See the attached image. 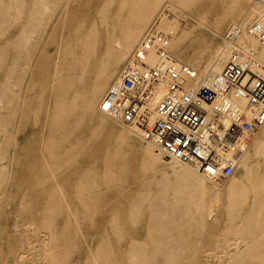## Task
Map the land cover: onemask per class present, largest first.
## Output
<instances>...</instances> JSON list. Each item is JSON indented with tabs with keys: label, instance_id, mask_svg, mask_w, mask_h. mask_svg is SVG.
Instances as JSON below:
<instances>
[{
	"label": "rangeland",
	"instance_id": "374dc122",
	"mask_svg": "<svg viewBox=\"0 0 264 264\" xmlns=\"http://www.w3.org/2000/svg\"><path fill=\"white\" fill-rule=\"evenodd\" d=\"M143 1L70 0L69 14L64 22L58 17L55 20L46 18V26L39 35V47L31 50L27 81L31 80L32 90L25 94V102L13 118L12 127L8 126L5 116L8 111L1 96L5 53H13L12 47L8 50L5 43L12 36L13 40L19 36L21 26L31 18L36 0H18L15 7L0 14V20H5L0 23V264H262L264 261L261 258L263 248L254 242V237H248L247 242L244 238L237 240L236 233L246 234L247 231L237 232L239 228L229 224L223 208L212 213L210 223L201 231L192 225L190 232H181L178 236L183 237V241H161L164 235H158L156 226L150 225L149 201L138 203L135 197L146 190L153 195L161 191L178 201L184 210L189 207L190 219L199 212L196 194L184 188L173 174L172 164L157 162L155 169L143 167L144 147L150 141L141 134L139 137L125 130L126 139L117 149L115 139L124 125L112 118H108L105 127H99L95 115L80 119L74 113L67 120L74 127L72 133L64 137L61 147L49 148L53 141L63 137L46 117L50 98L39 107L38 97L29 94L40 93L42 87L46 89L55 69L59 70L58 76L65 73L61 68L68 51L72 49L80 55L76 26L83 23L87 32L96 23L99 49L81 84L88 89L112 30L111 22L108 26L101 22L100 8L109 4V17L116 16L113 19L115 35L120 36L122 28L134 17ZM168 2L163 1L145 31L161 9L170 4ZM228 2L193 0L190 9L182 12L189 14L170 18L169 24L172 27L174 23L175 34L188 24L197 26V31L207 30L200 20L202 14L207 13L209 20L204 22L209 24L225 14ZM256 4L264 6L263 0H248L246 8ZM165 9L170 12L168 7ZM164 21L163 27L168 26ZM230 22L224 26L222 37ZM216 41L221 44L223 40L217 36ZM169 49L167 47L166 51ZM129 58L130 55L119 70L127 65ZM96 109L99 110V103ZM70 147L76 148L69 154L72 157L55 162L60 155L64 158ZM235 175L240 176L241 169L236 170ZM231 177L223 179L222 185ZM207 181L210 187L216 184ZM249 229L257 233L256 228ZM170 251L173 252L169 254Z\"/></svg>",
	"mask_w": 264,
	"mask_h": 264
},
{
	"label": "bare ground",
	"instance_id": "6f19581e",
	"mask_svg": "<svg viewBox=\"0 0 264 264\" xmlns=\"http://www.w3.org/2000/svg\"><path fill=\"white\" fill-rule=\"evenodd\" d=\"M17 1L0 0V14L5 10L15 7ZM51 1L52 3H50V0H36L34 10L30 14L31 18L26 23H23L19 36L15 40L12 39L13 36H10L12 41L8 40L5 43L7 49H10V47L13 49V51L11 49L12 54H9L10 52L5 53L6 68L4 69V84L1 93L4 99V108L8 111L5 116L8 119L9 127L14 125L13 118H16L25 102V94L32 90L31 80L27 81L31 50H37L39 47L41 40V36L39 35L46 26L44 24L45 19L49 17L55 20L58 17V20L64 22L68 17L70 0H65L64 4H60L62 0ZM163 1L144 0L141 8L134 14V17L122 28L120 36L115 35L116 26L113 24V19L116 16L109 17V4H105L100 8L101 22L107 26L111 22L110 26L112 30L109 33L110 36L92 77L91 84L86 90L81 84L89 72L92 58H95L97 55L100 35L96 23H93L87 32L84 31L83 23L76 26V32L79 34L78 43L81 46L80 55L78 54L79 56H77L75 51L72 49L68 51L67 49V56L64 58L61 68V72L65 71V73L58 76L59 70L55 69L53 77L50 80V85L46 86V89L42 87L40 93L36 95L29 94V96L34 95L33 97H38L39 107H42L45 99L50 98L46 105V117L52 120L55 130L58 134L60 133L59 136H63L50 144V150L61 147L65 140L64 137L72 133L74 127L69 125L67 120L74 113L80 119L95 115L99 127H105L108 118H112L115 122L126 126L128 129L124 126L121 127L120 134L115 139L117 149H120V145L124 143L126 139L124 133L126 131L129 134L144 137L137 126L127 125L119 117L108 115L101 110L102 96L113 83L129 72H137L140 74L143 82L149 81L152 84L151 95L146 102L151 109H154L167 90L168 83L161 76V73L171 60L178 59L184 63L185 68L182 74L183 85L188 90H195L219 74L227 63L226 61L230 58V53L223 51V46L221 47L223 41L221 44L216 41L217 36L223 40L224 35L222 37L221 32L228 21L231 22L227 29L234 25H242V27L246 28V26L253 22L264 25V6L256 4L254 7L250 6L246 8L248 0H229L225 14L218 18L214 17V21L209 22V24L204 22L209 20L206 12L201 17L199 16L203 24L208 27L207 30L201 29L197 31V26L188 24L175 34L172 27H176L174 23H171V27L168 20L177 16H183V14L184 16L188 15L189 13L182 14V12L190 9V3L192 4L193 0H168L170 4L165 5L161 9L155 21L145 31L154 13L162 5ZM125 2L126 0H124ZM166 7L169 9V13H167ZM255 18L256 20L254 21L253 19ZM4 21V19L0 20V23ZM163 21L166 22V25H169L163 27ZM177 23L180 24L179 22ZM151 27H156L161 36L159 39L157 37L154 45L142 50L143 39ZM36 34L37 36H34ZM244 37L248 41L247 43L256 44L247 35ZM45 42L47 44L48 39ZM67 43L65 47H68ZM71 47L73 48V46ZM167 47H170L168 51H166ZM190 48L193 49L190 51ZM220 48L222 49L220 50ZM161 49H163L165 55L161 53ZM64 54L65 52L63 56ZM129 55V62L119 70ZM68 56L69 58H67ZM258 58L264 64V45L258 48ZM58 64L61 65V63ZM76 71H79V73ZM113 78L114 80L109 85ZM52 94H54L53 106L50 105ZM234 100L240 103L244 101L237 97H234ZM98 103L100 111L96 109ZM154 118L155 115L153 113L152 119ZM9 131L8 138L11 139L12 135ZM149 141L145 144L142 155L143 167L155 169L157 162L172 164L173 174L181 180L184 188L196 194L199 204V212L194 216L195 218L189 219V207L186 206L188 208L184 210V207L182 208L181 205H178L180 204L177 203L178 201L171 200L169 197L163 195L161 191H158L155 195L148 190L138 193L135 197L138 203L142 200L149 201L148 208L152 214L150 225L152 227L156 226L154 229L157 234L159 233L160 236L161 234L164 235L161 241L172 240V243L176 240L183 241L184 238L178 236L181 232H190L192 225V227L195 225L201 231L202 228L210 223L209 220L212 213L218 208H223L229 224L239 228L237 232L247 231L246 234L236 233L237 240L244 238L247 242L248 237H254V242H258L263 248L261 258L264 260V125L254 131L250 138H248L246 145L238 154L233 173L228 177L220 179H213L210 176L199 173L189 164L177 163L165 158L158 150L156 144L151 140ZM74 150H76L75 147L68 148V153L64 154V158L63 155H60L56 158L55 162L69 160L72 157L69 154L73 153ZM238 169H241L240 176L235 175V171ZM1 171L2 168L0 169V173ZM230 176H232L230 181L226 185H222L223 179H227ZM207 179L218 185L215 184L213 187H210ZM249 228H256L257 233L249 232ZM132 241L139 242L141 240L132 239ZM172 252L170 251L169 254ZM261 263L264 264V261H261Z\"/></svg>",
	"mask_w": 264,
	"mask_h": 264
},
{
	"label": "built area",
	"instance_id": "2783aa9c",
	"mask_svg": "<svg viewBox=\"0 0 264 264\" xmlns=\"http://www.w3.org/2000/svg\"><path fill=\"white\" fill-rule=\"evenodd\" d=\"M245 35L256 44L247 43ZM160 36L156 27H151L142 50L154 45ZM263 45V24L234 25L223 37V51H228L230 58L208 83L186 89L182 82L185 65L173 59L161 73L168 85L154 109L146 102L152 84L143 82L137 72L113 83L100 108L127 125L137 126L165 158L189 164L213 179L228 177L248 138L264 125V64L258 58V48ZM234 97L244 101L237 102Z\"/></svg>",
	"mask_w": 264,
	"mask_h": 264
}]
</instances>
